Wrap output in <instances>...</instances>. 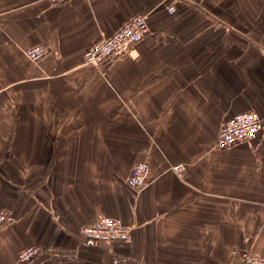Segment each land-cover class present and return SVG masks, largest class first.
<instances>
[{
    "label": "crops",
    "instance_id": "crops-1",
    "mask_svg": "<svg viewBox=\"0 0 264 264\" xmlns=\"http://www.w3.org/2000/svg\"><path fill=\"white\" fill-rule=\"evenodd\" d=\"M139 13L142 39L84 62ZM35 43L48 52L33 62ZM250 109L259 133L217 147L221 123ZM139 160L151 181L136 191L126 180ZM0 209L14 217L0 227V264L264 256V0H0ZM100 215L128 239L85 242L81 228ZM28 245L40 252L21 262Z\"/></svg>",
    "mask_w": 264,
    "mask_h": 264
},
{
    "label": "built area",
    "instance_id": "built-area-1",
    "mask_svg": "<svg viewBox=\"0 0 264 264\" xmlns=\"http://www.w3.org/2000/svg\"><path fill=\"white\" fill-rule=\"evenodd\" d=\"M52 3L59 0H48ZM173 8L170 7L169 11ZM148 32V21L144 14H134L125 23L118 27L110 35L101 37L91 43L84 51L83 58L86 64L99 66L107 59L124 55L129 48ZM48 52L47 45L35 43L24 50L26 58L36 62ZM262 128V118L254 110H242L235 112L223 121L219 127L216 146L230 148L237 143L248 141L255 137ZM185 170V164L178 162L171 166V171L181 176ZM150 168L146 161L132 163L127 177V185L136 191H140L150 183ZM13 215L6 209H0V227L11 223ZM80 236L85 242L110 243L113 241H125L129 237L128 227L117 217L100 215L92 223L84 225L80 230ZM40 249L36 245H28L18 252V260L31 261ZM241 264H264V256L252 249H243L240 253Z\"/></svg>",
    "mask_w": 264,
    "mask_h": 264
}]
</instances>
